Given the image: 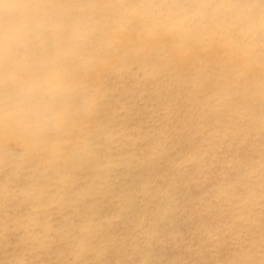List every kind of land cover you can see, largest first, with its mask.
I'll list each match as a JSON object with an SVG mask.
<instances>
[{"label": "clouds", "instance_id": "1", "mask_svg": "<svg viewBox=\"0 0 264 264\" xmlns=\"http://www.w3.org/2000/svg\"><path fill=\"white\" fill-rule=\"evenodd\" d=\"M0 264H264V0H0Z\"/></svg>", "mask_w": 264, "mask_h": 264}]
</instances>
